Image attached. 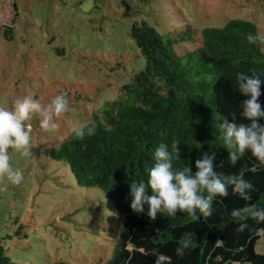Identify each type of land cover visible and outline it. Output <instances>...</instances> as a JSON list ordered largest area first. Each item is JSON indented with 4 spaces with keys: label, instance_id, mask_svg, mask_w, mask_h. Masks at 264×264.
Listing matches in <instances>:
<instances>
[{
    "label": "trees",
    "instance_id": "1",
    "mask_svg": "<svg viewBox=\"0 0 264 264\" xmlns=\"http://www.w3.org/2000/svg\"><path fill=\"white\" fill-rule=\"evenodd\" d=\"M119 1L134 17L129 35L145 64L131 75L118 98L92 115L87 124L94 125L93 135L77 138L70 133L48 151L54 160L70 167L79 185L101 188L124 217L107 264H264V253L256 250L258 230L264 229V223L251 218L237 221L230 215L246 204L264 207V164L250 151L231 164L219 134L225 119L247 122L240 106L245 97L235 85L239 73H264L259 26L253 20L234 18L224 27H204L199 33L201 45L179 54L177 45L195 41L197 28L187 25L161 33L148 20H139L143 14L134 10L135 0ZM16 19L17 13L14 23ZM5 27L2 34L13 40L15 25ZM249 33L256 37L255 43L248 41ZM261 90L264 93V85ZM260 100L264 101V95ZM161 143L172 151L173 145L179 149L177 168L190 166L195 172V161L213 152L216 173L227 176L245 168V177L253 184L252 200H243L229 186L228 196L216 197L208 217L193 219L178 212L175 217L158 213L153 219L147 205L142 213L134 211L131 183L147 182L146 168L154 164L152 153ZM240 223L247 224L243 231L238 230ZM182 242L189 247L179 256L176 248ZM0 264H18L2 243Z\"/></svg>",
    "mask_w": 264,
    "mask_h": 264
},
{
    "label": "rangeland",
    "instance_id": "2",
    "mask_svg": "<svg viewBox=\"0 0 264 264\" xmlns=\"http://www.w3.org/2000/svg\"><path fill=\"white\" fill-rule=\"evenodd\" d=\"M135 1L139 20L161 33L197 28L195 41L177 45L179 54L201 45L204 27H224L234 18L253 20L264 36V0ZM128 11L118 0H0V106L11 109L26 95L47 105L58 94L70 105L55 130H43L39 114L26 122L31 155L9 150L22 182L0 175V243L18 264H107L113 256L124 217L101 188L79 185L48 151L72 125L88 123L118 98L143 68ZM7 25H15L10 41L2 34ZM256 250L264 253V231Z\"/></svg>",
    "mask_w": 264,
    "mask_h": 264
},
{
    "label": "clouds",
    "instance_id": "3",
    "mask_svg": "<svg viewBox=\"0 0 264 264\" xmlns=\"http://www.w3.org/2000/svg\"><path fill=\"white\" fill-rule=\"evenodd\" d=\"M264 42V36L259 37ZM250 43L256 42V37L248 35ZM264 85V73H239L235 85L241 96V116L246 123L228 122L226 119L219 124V134L223 145L229 149L228 160L235 165L240 157L250 151L261 164H264V107L260 97L264 95L261 86ZM70 111L69 100L64 94L56 95L51 102L43 105L33 95H26L16 99L14 106L9 109L0 106V175L6 176L14 184L24 179L23 172L11 164L10 149L21 151L24 156L31 155L32 126L26 123L33 114H39L40 127L45 131L59 127L56 118ZM221 119V118H220ZM71 134L77 138L93 135L95 127L85 122L71 126ZM175 151L170 150L167 143H161L152 153L154 164L146 168L147 182L141 180L131 183L130 195L133 197L131 208L144 212L148 206V216L155 219L158 213L175 217L178 212L186 213L193 219L213 214V203L217 196H228L229 186L232 192L238 194L245 201L252 200L253 184L245 177V168L236 174H218L213 170V160L205 153L195 161L197 171L190 166L175 167L179 149L173 145ZM231 217L237 221L254 219L257 223H264V207L256 204H246L231 210ZM247 227L246 223L239 224V231ZM264 230H258V234ZM189 247L182 242L177 248L179 256ZM157 264H160L158 261Z\"/></svg>",
    "mask_w": 264,
    "mask_h": 264
}]
</instances>
